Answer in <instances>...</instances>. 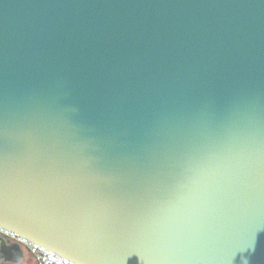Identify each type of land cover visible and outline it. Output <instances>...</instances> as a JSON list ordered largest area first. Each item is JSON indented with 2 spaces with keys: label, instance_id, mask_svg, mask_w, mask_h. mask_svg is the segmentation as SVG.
I'll return each mask as SVG.
<instances>
[{
  "label": "water",
  "instance_id": "1",
  "mask_svg": "<svg viewBox=\"0 0 264 264\" xmlns=\"http://www.w3.org/2000/svg\"><path fill=\"white\" fill-rule=\"evenodd\" d=\"M0 230L72 264L264 249V0H0Z\"/></svg>",
  "mask_w": 264,
  "mask_h": 264
},
{
  "label": "snow or ice",
  "instance_id": "2",
  "mask_svg": "<svg viewBox=\"0 0 264 264\" xmlns=\"http://www.w3.org/2000/svg\"><path fill=\"white\" fill-rule=\"evenodd\" d=\"M258 231H253L233 254V259L238 260L239 264H264V249L259 247ZM124 255L129 264H137L138 254L135 250L129 249Z\"/></svg>",
  "mask_w": 264,
  "mask_h": 264
},
{
  "label": "built area",
  "instance_id": "3",
  "mask_svg": "<svg viewBox=\"0 0 264 264\" xmlns=\"http://www.w3.org/2000/svg\"><path fill=\"white\" fill-rule=\"evenodd\" d=\"M0 235L4 236L5 239L9 241H14L17 243H22L30 248L33 252L37 264H72L69 261L47 251L42 248H38L31 243L24 242L18 238L15 234H11L0 230Z\"/></svg>",
  "mask_w": 264,
  "mask_h": 264
},
{
  "label": "crops",
  "instance_id": "4",
  "mask_svg": "<svg viewBox=\"0 0 264 264\" xmlns=\"http://www.w3.org/2000/svg\"><path fill=\"white\" fill-rule=\"evenodd\" d=\"M6 241H9L5 239ZM3 264H37L33 252L30 248L22 243H19V252L16 256H10L4 259Z\"/></svg>",
  "mask_w": 264,
  "mask_h": 264
},
{
  "label": "rangeland",
  "instance_id": "5",
  "mask_svg": "<svg viewBox=\"0 0 264 264\" xmlns=\"http://www.w3.org/2000/svg\"><path fill=\"white\" fill-rule=\"evenodd\" d=\"M3 237L4 236L0 235V241L5 242V244L8 246V251L5 255L0 254V264H3V262H1L2 260L4 261V259L9 258L11 255L16 256L17 253L19 252V243L14 242V241H6V240H4L5 238H3Z\"/></svg>",
  "mask_w": 264,
  "mask_h": 264
}]
</instances>
